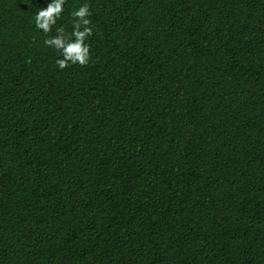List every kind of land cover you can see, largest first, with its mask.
<instances>
[{
  "label": "trees",
  "instance_id": "1",
  "mask_svg": "<svg viewBox=\"0 0 264 264\" xmlns=\"http://www.w3.org/2000/svg\"><path fill=\"white\" fill-rule=\"evenodd\" d=\"M50 2L0 0V264H264V0Z\"/></svg>",
  "mask_w": 264,
  "mask_h": 264
},
{
  "label": "clouds",
  "instance_id": "2",
  "mask_svg": "<svg viewBox=\"0 0 264 264\" xmlns=\"http://www.w3.org/2000/svg\"><path fill=\"white\" fill-rule=\"evenodd\" d=\"M66 0H51L46 7H42L35 13L34 21L36 28L44 33L52 31L53 26L64 12ZM73 17V30L69 36H65L64 29L58 28L57 35L45 39L46 46L55 49L61 58L56 63L64 69L69 65L79 63L87 65L90 60V48L86 40L93 34L91 15L88 4L80 5L71 13Z\"/></svg>",
  "mask_w": 264,
  "mask_h": 264
}]
</instances>
